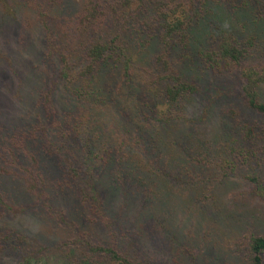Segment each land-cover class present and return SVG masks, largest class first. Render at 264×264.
<instances>
[{
    "label": "rangeland",
    "instance_id": "obj_1",
    "mask_svg": "<svg viewBox=\"0 0 264 264\" xmlns=\"http://www.w3.org/2000/svg\"><path fill=\"white\" fill-rule=\"evenodd\" d=\"M206 1L139 3L143 15L149 17L163 16L169 7L174 11L183 3L187 18H195L202 15L201 3ZM191 2L194 10L188 6ZM208 3L213 10L195 23L188 52L192 59L182 65L200 90L183 109L184 117L175 121L176 132L179 129L181 137L190 134L210 147L213 160L221 155L223 149L217 151L221 140L229 148L234 145L230 128L240 143L262 152L246 164L239 161L234 170L227 164L224 169L203 165L194 170L191 166L187 175L181 164L167 165L170 152L184 149L185 144L175 138L173 147L164 149L155 161L163 175L161 197L156 189V194H148L143 184L146 194L141 191L136 198L132 181L110 174L116 169L108 168L105 161H95L97 166L91 165L90 171L97 175L95 186L108 217L104 220L92 212L84 183L74 175V168L88 172L86 165L80 166L71 151L61 147L56 132L67 109L59 51L76 49V35L80 46L87 25L95 28L97 38L116 39L127 24L123 14L135 8L138 0H65L61 5L0 0V264H112L104 256L97 263L87 260V247L98 243L115 245L146 264H251L250 240L264 235V195L260 193L264 187V116L246 105L238 67L210 71L197 52L203 45L218 46L224 34L234 33L249 48L245 63L264 65V0ZM250 37L259 45L250 47ZM139 41L132 39V44ZM55 43H63L62 48L54 50ZM176 53L183 51H175L172 60ZM151 65L153 59L138 64L141 80L166 71L164 67L151 70ZM132 110L124 108L126 120L131 119ZM107 115L109 134L129 141L112 107ZM249 126L258 133L255 141L243 139ZM81 137L78 132L72 136L76 144L72 150L76 149L79 159L86 157L82 149L86 140ZM222 154L228 156V149Z\"/></svg>",
    "mask_w": 264,
    "mask_h": 264
},
{
    "label": "trees",
    "instance_id": "obj_2",
    "mask_svg": "<svg viewBox=\"0 0 264 264\" xmlns=\"http://www.w3.org/2000/svg\"><path fill=\"white\" fill-rule=\"evenodd\" d=\"M42 1L50 5H61L65 0ZM183 5H176L174 11L169 7L163 16L149 17L143 15L144 8L138 0L135 8L123 14L127 24L116 39L109 40L102 36L97 38L94 34L95 28L87 25L83 27L84 42L79 46V37L76 35L77 48L73 51L62 53L60 48L63 43L53 44L54 50H60V77L62 88L67 94L65 116L56 127V132L61 136V147L69 149L80 166L86 165L88 172H80L78 168H74V175L84 183L83 193L91 198L92 212L99 214L104 220L108 217L103 212L104 200L95 186L97 175L95 171H90L91 165L92 168L97 166L95 161H105L108 168L113 166L116 169L110 174L124 176L132 181L136 185L137 198L141 196V191L146 194L141 186L143 184L147 186L148 194H156V189L159 196L161 195L163 186H160V180H163V175L158 171L155 161L159 153L165 152L164 149L169 151V148L173 147L175 138L181 141V145L185 144L184 149L180 146V151L170 152L167 165L174 162L181 164L184 169L182 173L187 175L203 165L207 168L217 166L224 169L223 164H227L234 170L239 161L246 164L249 158L258 159L259 152H262L240 143L230 128L228 134L234 145L229 148L226 141L221 140L217 144V151L228 149V156H223L222 150L219 157L213 155V160L211 155L214 151L210 147L203 145L190 134H185V138L181 137L179 129L176 132L175 121L184 117L183 109L200 90L199 83L185 72L182 65L192 59L188 52L196 29L195 23H199L200 18L206 17L213 10L207 0L201 3L202 15L187 18L188 11L186 5L183 9ZM188 6L194 10L193 2ZM182 12L183 16L180 15ZM194 14L198 15V12L195 11ZM136 36L138 37L135 38ZM222 37L218 46L206 48V45H203L197 52L201 55V63L210 71L238 67L246 105L264 116V65L245 63L249 48L243 46L236 34L227 33ZM132 39L140 41L133 45ZM249 43L250 47L259 45L255 37H250ZM177 50L183 53H176V59L172 60L171 56ZM152 59L154 65L148 67L151 70L164 67L165 73L141 80L138 64H149ZM115 77L119 80L114 81ZM81 106L84 110L79 112ZM111 107L117 120L122 123L129 141L119 137L116 139L105 127L108 124V109ZM127 107L133 109V119L131 117L126 120L123 110ZM74 132H78L82 140H86L87 146L84 142L82 148L86 154L85 158L82 156L79 159V155L75 153L76 149L72 150L76 147L72 139ZM233 132L237 133V130ZM243 132L245 140L258 139V133L256 134L252 126L246 127ZM90 133L92 138L88 141ZM131 139L135 142L130 143ZM260 193L264 195V187ZM83 240H87V237L82 239V242ZM87 248V260L90 262L97 263L98 258L104 259V256L112 264H146L115 245L105 246L98 243L89 244ZM249 248L251 264H263L264 235L253 236Z\"/></svg>",
    "mask_w": 264,
    "mask_h": 264
}]
</instances>
